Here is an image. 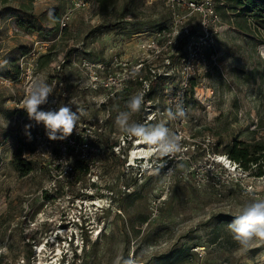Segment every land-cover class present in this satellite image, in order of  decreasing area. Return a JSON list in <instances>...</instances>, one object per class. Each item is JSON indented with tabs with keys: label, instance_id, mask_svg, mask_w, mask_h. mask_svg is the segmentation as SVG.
Instances as JSON below:
<instances>
[{
	"label": "rangeland",
	"instance_id": "rangeland-1",
	"mask_svg": "<svg viewBox=\"0 0 264 264\" xmlns=\"http://www.w3.org/2000/svg\"><path fill=\"white\" fill-rule=\"evenodd\" d=\"M73 1L0 0V264H264V239L244 247L228 228L246 204L264 199V176L237 166L228 178L209 157L264 144V29L219 0L217 60L208 59L185 105L177 103L185 117L171 119L176 77H147L148 90L127 78L126 86L93 91L75 82L89 78L83 61L95 65L99 81L113 59L135 61L139 38L174 14L162 0H86L76 11ZM243 22L246 29L237 27ZM56 78L77 97L71 104L62 98L61 106L77 113L70 136L79 131L89 143L87 170L75 166L80 151L60 157V140H50L42 123L38 142L46 150L33 153L32 126L19 118L17 103L33 81L60 93ZM134 95L144 103L130 122L163 123L179 137L181 151L164 163L154 146L116 124Z\"/></svg>",
	"mask_w": 264,
	"mask_h": 264
},
{
	"label": "built area",
	"instance_id": "built-area-1",
	"mask_svg": "<svg viewBox=\"0 0 264 264\" xmlns=\"http://www.w3.org/2000/svg\"><path fill=\"white\" fill-rule=\"evenodd\" d=\"M167 8L174 14V17L168 22L155 29L150 33H144L140 40V54L133 62H127L123 59L115 58L105 66L108 76L105 80H98L94 76L95 65L88 61H83L81 68L83 72L89 74L86 77V83L81 81L75 82L76 87L85 88L91 91L104 87H112L113 85L126 86L125 79L128 83L144 82L143 88L149 89L150 83L146 79L151 77L153 80L157 77H176L178 87L173 89L170 102L182 105L186 100V92L192 89V81L200 68L206 64L208 59L217 60L216 38L221 32V20L219 15V6H225L224 2L219 0H162ZM87 6L86 0H74L72 10L76 11ZM70 11L63 18V26L68 24L71 18ZM72 14V13H71ZM65 61H62L57 67V71H63ZM113 73H110V72ZM114 72H117L115 74ZM32 74V68L26 71V76ZM121 74V76H119ZM54 86L60 93L55 92L48 96L47 103L40 106L41 110H57L61 107V99L67 96V86L64 79L56 78L53 82ZM28 94L17 103L21 111L20 119H26L28 125L32 126L28 134V141L38 150L45 152V147L38 142L42 135L41 124H37L34 120H29L27 112L23 109L25 99ZM68 102L77 101L76 96H67ZM43 136V135H42ZM78 131L73 136H68L59 143L60 157L64 159L69 157V153L74 149L80 151V161L88 163L91 161V152L89 143ZM210 144L211 141H208ZM45 149V150H44ZM215 166L228 170V178L234 176L237 172V166L242 167L238 162L232 160L228 155L210 153ZM226 158V162L224 160ZM89 165V164H88ZM65 169L72 170L73 166L69 161L63 165ZM242 170V168H241ZM233 172V173H232ZM244 170L239 173V177L244 176ZM228 181V180H227Z\"/></svg>",
	"mask_w": 264,
	"mask_h": 264
},
{
	"label": "clouds",
	"instance_id": "clouds-1",
	"mask_svg": "<svg viewBox=\"0 0 264 264\" xmlns=\"http://www.w3.org/2000/svg\"><path fill=\"white\" fill-rule=\"evenodd\" d=\"M261 55H264V52ZM51 92L52 89L45 82L33 81L23 109L27 112L29 120L44 125L50 140H63L73 133L78 116L68 106H61L57 110H41L40 106L47 103V98ZM143 103L142 95H134L127 105L130 111L121 112L117 116L116 124L121 132L129 137H137V143L154 146L149 150L158 153L161 157L180 152L179 137L171 133L163 123L145 126L130 122L131 115L139 112ZM167 115L171 119H176L185 117L186 112L178 104L177 110L173 112L168 109ZM26 127H30V125ZM171 171L169 169V173ZM228 228L233 239L244 247H247L254 237L264 239V199L254 200L246 204L228 224ZM125 264H133V262L127 261Z\"/></svg>",
	"mask_w": 264,
	"mask_h": 264
},
{
	"label": "trees",
	"instance_id": "trees-1",
	"mask_svg": "<svg viewBox=\"0 0 264 264\" xmlns=\"http://www.w3.org/2000/svg\"><path fill=\"white\" fill-rule=\"evenodd\" d=\"M230 3H233L236 5V11L238 9V13L239 16L243 15L244 19H247V17H252L256 20V22L258 23V26L262 29H264V0H226ZM221 8V7H220ZM225 8V7H223ZM237 27L239 28H244L246 29L244 22L242 23H237L236 24ZM192 89L195 87V82L194 80L192 81ZM33 146V144H32ZM35 147H32V152H35ZM229 157L234 160L235 162H238L242 168L244 170H250L253 169L255 170V174L259 177H263L264 176V144H258L257 145V150L250 153V150L248 149V147L245 148H237L235 150H233L232 154L229 155ZM166 161L165 157H161L159 159L160 163H164ZM22 165L21 167H24L26 165L25 168H28L29 164L28 163H24L21 162ZM152 160H151V164H152ZM153 165V164H152ZM75 166H79V168L83 169V170H87L89 168V166H87V164L83 161L78 160L77 163L75 164ZM20 167V168H21ZM30 168H28L29 170ZM148 220H144V222L146 223ZM231 222V221H230ZM76 257L79 259L78 255L75 254Z\"/></svg>",
	"mask_w": 264,
	"mask_h": 264
},
{
	"label": "bare ground",
	"instance_id": "bare-ground-1",
	"mask_svg": "<svg viewBox=\"0 0 264 264\" xmlns=\"http://www.w3.org/2000/svg\"><path fill=\"white\" fill-rule=\"evenodd\" d=\"M224 160H225V162L227 161V160H226V158H224ZM43 250H44V248H42L41 250H39V251H40V253H42V252H43Z\"/></svg>",
	"mask_w": 264,
	"mask_h": 264
}]
</instances>
